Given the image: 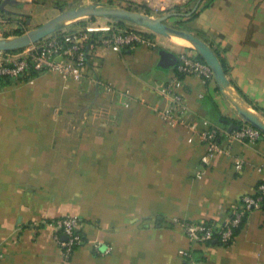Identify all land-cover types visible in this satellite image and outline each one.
<instances>
[{
    "label": "crops",
    "instance_id": "obj_1",
    "mask_svg": "<svg viewBox=\"0 0 264 264\" xmlns=\"http://www.w3.org/2000/svg\"><path fill=\"white\" fill-rule=\"evenodd\" d=\"M96 1L144 0H0V37ZM179 17L223 59L236 95L264 115V0H202L195 16ZM129 25L76 19L57 31L93 38L81 76L45 70L0 84V264H186L185 251L199 264H264V207L248 211L228 244L192 241L181 224L209 220L220 229L231 205L257 191L264 134L230 137L221 119H244L215 78L177 71L181 52L198 56L193 46L154 31L121 50L105 42ZM173 80L195 130L158 113L168 104L159 89ZM208 124L218 127L222 149L203 161ZM67 213L85 221L84 241L68 259L48 223Z\"/></svg>",
    "mask_w": 264,
    "mask_h": 264
},
{
    "label": "built area",
    "instance_id": "obj_2",
    "mask_svg": "<svg viewBox=\"0 0 264 264\" xmlns=\"http://www.w3.org/2000/svg\"><path fill=\"white\" fill-rule=\"evenodd\" d=\"M179 0H174L177 2ZM179 2H182L180 0ZM170 4L164 0H144L142 6L134 8L151 15L161 13L162 5ZM136 6V5H133ZM6 18L0 13V23L5 24ZM4 27L0 25V31ZM152 31L144 26L131 24L119 32L114 31L106 37L105 42L110 44L113 49L121 50L125 45H134L137 42H145L149 38L145 32ZM1 34V33H0ZM3 34V33H2ZM93 38L86 30L60 32L55 31L42 39L32 42L19 49H0V78H10L12 80H24L32 70L42 72L45 70H56L64 73H70L75 77L81 76L82 67L86 65V47ZM177 71L183 74H195L202 77L205 81L214 79L213 69L209 63L198 56L181 52ZM175 80L160 87L159 91L167 98L168 104L164 108H158L160 117L169 124L187 123L188 126L195 130L198 123L195 120L188 121L184 116L187 111V105L183 96L177 91ZM244 122L237 128L230 131V137L233 139L255 141L264 134L262 130L251 123ZM202 134L208 149L203 155V161H208L215 151L221 150L218 138L219 129L215 125H207L203 128ZM235 166L238 170L243 168V158L235 159ZM260 183L255 193L244 194L239 201L231 205L230 215L225 219L219 233L224 244L230 243L234 236V229L239 226L248 211L254 208L264 207V179ZM84 219L74 213H67L56 218H52L48 223L54 228V237L61 243L62 251L65 258H70L73 250L81 245L84 241L83 226ZM181 224L192 241L205 242L214 235L211 227L203 223L194 221H181ZM66 235V238L63 236ZM186 264H199L196 257L191 251H185Z\"/></svg>",
    "mask_w": 264,
    "mask_h": 264
},
{
    "label": "water",
    "instance_id": "obj_3",
    "mask_svg": "<svg viewBox=\"0 0 264 264\" xmlns=\"http://www.w3.org/2000/svg\"><path fill=\"white\" fill-rule=\"evenodd\" d=\"M201 1L202 0H197L195 5L188 11H171L162 15H151L137 9L116 4H103L97 1L91 2L79 7H72L63 10L59 15L27 32L17 34L15 36L0 37V49H15L24 47L67 26L76 19L82 18L84 16L94 15L106 16L113 21L144 26L156 33L164 35L177 34L190 41L196 51L204 58L207 63L210 64L219 89L231 101L241 117L245 121L251 123L264 132V115L261 112L251 109L242 99L236 95L235 91L230 86V81L221 58L216 50L210 45V43L205 41L194 32L185 28L171 25L166 21L168 18L176 15H192L200 6ZM91 43L92 40L89 41L86 47L87 58ZM98 93L99 84L97 85L96 94ZM84 109H86V107H84ZM221 121L227 125L229 131L238 127L237 123L229 121L228 119L222 118ZM63 238H66V235L63 236Z\"/></svg>",
    "mask_w": 264,
    "mask_h": 264
},
{
    "label": "rangeland",
    "instance_id": "obj_4",
    "mask_svg": "<svg viewBox=\"0 0 264 264\" xmlns=\"http://www.w3.org/2000/svg\"><path fill=\"white\" fill-rule=\"evenodd\" d=\"M155 2H157L158 0H154ZM165 2H170V4H167V5H162L161 7V9L163 10V11H161V13H155V14H157V15H162V14H165V13H168V12H171V11H188V10H190L194 5H195V3H196V1L197 0H186V2L185 3H182V2H179V1H177V2H174V0H164ZM120 3L122 4V3H125V5H127V6H131L130 4H129V1H120ZM132 7H134V8H139L137 5L136 6H133L132 5ZM50 13H52V11H50L49 13L47 12V13H44V14H42V15H40V17H39V19L40 20H43V19H45V17H46V15H51ZM184 18V19H183ZM183 20H186L185 19V17H177V19H175V18H168L166 21H167V23H169V24H171V25H174V26H177V27H181V28H183V27H186V25H185V21H183ZM1 36V35H0ZM167 37H168V39H169V41H170V37H171V35H166ZM178 41V40H177ZM179 42V41H178ZM182 42H180V43H177L176 42V44H181ZM183 45H189V46H192L190 43H186V42H183L182 43Z\"/></svg>",
    "mask_w": 264,
    "mask_h": 264
},
{
    "label": "trees",
    "instance_id": "obj_5",
    "mask_svg": "<svg viewBox=\"0 0 264 264\" xmlns=\"http://www.w3.org/2000/svg\"><path fill=\"white\" fill-rule=\"evenodd\" d=\"M198 8H199V7H198ZM180 11H181V10H180ZM197 12H198V9H197L192 15L188 16V18H189V17L191 18V17L195 16V15L197 14ZM118 23H119V24H123V22H118ZM16 34H21V31H17ZM19 48H22V47H19ZM19 48H15V49H19ZM198 57L201 58L202 60H204V58H203L200 54H198ZM221 61H222L223 65H224V68H225V70H226V72H227L228 69H227V66H226L225 62L223 61V59H221ZM38 73H39V72H38L37 70H32L30 74H28L26 77H24V80L29 79L31 76L37 75ZM182 75H183V74H182ZM11 80H12V79H10V78H0V84H1V83H8V82H10ZM236 122H237V121H236ZM262 181H263V180H261V181L259 182L258 187H259V185H260V183H261ZM257 189H258V188H257ZM245 216H246V215H245ZM245 216H244V218H245ZM244 218H243V220H244ZM183 221H191V220H183ZM242 222H243V221H242ZM198 223H203V224L207 225L208 227H211V228H212L214 235H213V237H212L211 239H208L207 241L212 240L214 237H218V240H219L221 243H223L222 240H221V237H220V233H219V230H220V229H216V228L212 225V222H211V221H209V220H202V221H199ZM241 224H242V223H241ZM241 224H240L239 226H237V227L234 229V234L239 230ZM83 236H84V234H83ZM84 237H85V236H84ZM194 256H195V255H194Z\"/></svg>",
    "mask_w": 264,
    "mask_h": 264
},
{
    "label": "bare ground",
    "instance_id": "obj_6",
    "mask_svg": "<svg viewBox=\"0 0 264 264\" xmlns=\"http://www.w3.org/2000/svg\"><path fill=\"white\" fill-rule=\"evenodd\" d=\"M172 36H175L176 37V40H178L179 42H186V43H190L191 44V42L190 41H188L186 38H184V37H182V36H180V35H177V34H171ZM192 45V44H191Z\"/></svg>",
    "mask_w": 264,
    "mask_h": 264
}]
</instances>
